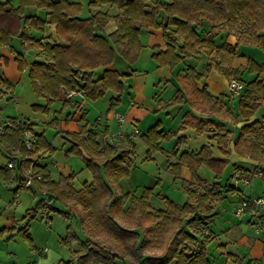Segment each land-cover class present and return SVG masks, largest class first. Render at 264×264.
<instances>
[{"label":"trees","instance_id":"trees-1","mask_svg":"<svg viewBox=\"0 0 264 264\" xmlns=\"http://www.w3.org/2000/svg\"><path fill=\"white\" fill-rule=\"evenodd\" d=\"M18 1V6H14L9 0H0V42L10 44L12 37L18 36L23 48H37L42 54L43 58L32 60L27 69L34 94L45 98V104L40 105L41 107L38 105L40 109L51 105L59 96L60 89L66 93L83 92L91 100L113 90L118 95L110 99L108 109H114L119 104L122 92L127 89L123 79L128 75L117 66V62L123 61L130 70H134L132 64L136 62L141 48L139 33L144 27L162 28V37L167 41L166 48L154 53L152 57L158 65H166L172 69L184 57L209 50L216 59L213 64H207L206 70L215 67L226 78H237L240 73L232 68L236 46L227 43L223 34L226 36L235 33L238 43L245 41L264 49L262 0H158L152 6L148 0H89L90 6L107 4L115 7L117 12L109 14L99 10L87 17L80 15L78 3L69 0ZM29 6L44 10V16L26 12L25 8ZM160 14L162 17L158 21ZM111 19L115 21L116 28L106 35L104 28ZM51 25L54 26V34L45 37L29 34L28 30L41 32ZM205 25H209V29H205ZM174 35L182 39L181 45L176 46ZM218 35L222 37L220 41L216 39ZM43 39L47 41L43 42ZM16 60L18 67L23 70L26 63L22 55L18 54ZM97 70L100 75L95 77ZM244 70L260 74L264 72V63L258 64L249 58ZM199 78L200 74L190 66L185 68L184 75L177 76L184 93L191 96L200 93L211 101L206 89L200 90L194 83V79ZM12 89V84L0 73V98L11 93ZM243 91L251 102L239 103L238 115L247 122L239 128L233 141L234 150L240 156L262 161L264 122L249 119L259 107L260 101L264 100V84L255 78L244 86ZM185 122L197 131L203 130L207 123L212 124L197 119L192 114L186 116ZM220 131L217 141L221 151H224L228 146L229 132ZM22 133L21 126H14L7 127L0 135V152L3 151L8 156L11 148L20 151V156L14 158V166L1 168L3 171H0V176L9 179L16 172L21 183L24 179L21 175L22 167L31 164L35 173L44 175V179L33 178L32 182L37 188L45 190L47 202L80 207L83 237L79 238L71 230L62 243L71 247L75 241H79L81 249L74 250L70 258L60 264H118L119 261L125 264H211L206 246L215 236L208 229V220L212 216V206L209 203L220 201L224 197L222 192L232 190L231 188L216 191L213 185L202 193L188 188L191 201L179 205L164 197L165 209L151 206L148 200L151 190L145 188L123 209L128 194L121 191L119 179L130 174L133 164L131 156L135 148L133 143L128 142L126 149L109 144L100 147L95 134L86 131L85 127L81 128V133L73 134L76 143L68 149V153L80 156L92 176L90 182H84L76 189L71 183L72 175H60L57 180H52L44 166L35 165L28 159L22 164L23 158L32 154L22 144ZM165 136L155 126L141 135L148 147L147 158H150L152 152L161 149L160 140ZM79 146L84 148L88 158ZM39 151H54L43 133L37 134L34 153ZM202 164L211 168L215 172V178H219L226 161L215 159L212 149L203 145L196 153L181 152L178 161L170 163V166L175 177H179L180 168L186 165L191 173L190 182L202 183L197 174ZM195 207L204 217L194 213ZM53 210L68 213L55 208ZM119 219L130 221L133 228L140 227L144 235L141 237L137 230L121 226ZM186 226L191 233L185 230ZM24 228L26 226L19 228L18 232L31 243ZM198 241L196 249L186 244ZM145 247L160 251V254L143 256L142 250ZM125 256L130 257L132 263L124 262ZM226 257L240 264V260L233 254L227 253Z\"/></svg>","mask_w":264,"mask_h":264},{"label":"crops","instance_id":"crops-1","mask_svg":"<svg viewBox=\"0 0 264 264\" xmlns=\"http://www.w3.org/2000/svg\"><path fill=\"white\" fill-rule=\"evenodd\" d=\"M9 1L11 2V0ZM157 1L158 0H148L151 4L150 6L154 5ZM89 8L88 16L99 10L107 11L109 14H115L117 12L115 7L107 4L101 6L89 5ZM37 11L34 10L33 13ZM37 15L41 17L44 16V10H39ZM80 15H82V13H80ZM84 17L87 16L85 15ZM161 17V14L158 15L157 20L160 21ZM209 25L203 27L209 29ZM115 28V21L111 19L104 28V34H109ZM29 32L30 35L38 37L34 35L32 31ZM45 32L46 34L42 33L40 36L45 37L48 34H54V26H47ZM222 37H224L225 41L230 45L236 46V56L232 62V68L239 71V76H246L248 81L257 78V80H260L262 84H264V72L257 74L244 70L247 59L249 58L258 64L264 63V49L245 41L238 43L234 33L227 34L226 36L223 34ZM222 37L218 35L216 39L220 41ZM173 38L176 41V46L181 45V38L175 35ZM139 40L141 48L136 62L132 64L134 70H130L128 65L123 61L117 62V66L121 67L128 75L123 79L127 89L122 92L119 104L114 107V109H108L110 99L118 95V93L113 90H108L101 97L91 100L87 98L83 92L66 93L63 89H60L57 99L46 109H43L44 107L41 108L42 112L45 113V117H42L43 119L35 118L36 120L34 119L33 121L28 118L22 119L19 114H7L2 117L5 119L12 118L26 121L36 134L35 144L37 142V134L43 133L46 141L54 148V151L51 153L41 151L34 153V144V147L28 150L31 151L32 154L30 156H25L22 160V164L24 160L28 159L35 165L44 166L52 180H57L60 175H72L71 183L74 188L79 189L84 182H90L92 176L91 172L87 169L88 172L84 182L79 186H76L74 183V179L77 175L75 174L73 167L74 162L71 160V157L77 154L68 153V149L76 143L75 138L72 136L73 134L81 133V128L85 127L86 131L95 134L96 141L100 147L109 144L119 145L125 148L128 142L133 143L135 148L134 154L131 156L133 164L130 174L119 179L121 191L128 194L123 209H126L131 204V200L134 197H138L145 188L151 190L148 200L151 206L157 209H165L166 203L165 199H163L164 197L171 199L179 205L184 204L186 201H191V197L187 191L188 188L197 193H202L206 188L212 187L213 185L216 191H224L231 188L232 190L222 192L224 197L220 201L209 203V205L212 206V212L210 214L212 216L208 220V229L215 237L206 246L207 257L211 264H216L220 259H223V264H239L226 257L227 253H231L240 260V264H264V240H262L261 235H259L260 237H256L248 232V228H250L253 222L264 221V214L258 212L253 206H248L241 216H237L234 212L236 207H238V202L255 197V195L250 194L247 197H239V201H236L235 198L239 191L252 190L257 179L262 180V183H264V177L254 174V172L259 169H264V160L256 161L248 157L240 156L234 150L233 144L239 128L247 122L238 115L239 103H247L251 102V100L245 97L243 90L240 96L230 97L227 93L230 79L226 78L215 69V67H212L209 71L206 70L207 64H213L216 59L214 53H210L209 50H201L197 54L184 57L172 69L166 65H158L152 57L154 53L166 48L167 41L162 37L161 27L142 28L139 33ZM46 41L47 39H43V42ZM12 49L14 51L11 52V55L2 56L6 64H10L11 62L15 63L17 55H23L20 51H16L14 47H12ZM35 54L37 55L32 60L43 58L37 48L35 49ZM29 64L27 66H29ZM3 66L1 61L0 67L2 68ZM188 66L194 68L196 72L200 74V78L194 79V83L198 89H206L211 97V101H208L207 97L203 94L194 93V95L191 96L181 90V83L178 81L177 76L184 75L185 68ZM94 75L95 77L99 76L100 71H95ZM17 81L18 80H16V82ZM6 95H14L13 90ZM105 97L106 99L103 100ZM39 98L43 100V106L45 104V98ZM176 98L178 101H176ZM98 101L101 102V106L98 109L99 114L94 120L88 119V112H90L91 109H94L93 114L97 112L98 104L96 103ZM214 102L215 104H213ZM35 104L36 107L41 105L39 103ZM55 105L57 107H54ZM15 106L18 107L17 104H15ZM262 108H264V100L260 101L259 107L250 117L249 121L259 119L264 122V114L261 116L259 114ZM118 110L122 111L124 114L122 124H119L114 117V113ZM188 114H192V116L204 122H212V124L207 123L203 130L197 131L195 128L186 124L185 118ZM38 121H40V129L34 126ZM154 126L156 130L161 131L162 134L166 136L160 140L161 149L152 152L150 158H147L146 154L148 147L141 139V135L147 133L148 130ZM219 130H221V133L224 131L229 132L228 146L224 148V151H221V147L217 141ZM81 135L85 136V134ZM203 145H207L212 149V156L215 159H224L226 161L220 177L215 178V172L204 164L200 165L197 170V174L202 179V183L190 182L191 173L186 165L180 168V176L175 177L170 163L177 162L181 152L196 153ZM139 147L145 150V153L141 154L140 158H137V149ZM78 148L83 152L85 157L88 158L84 148L82 146ZM58 151L60 155L62 152L64 154V164L61 169L57 168V164L53 160ZM0 153L5 155L3 151ZM137 161L138 163H136ZM242 163H245V165H242ZM136 164H138L137 167L144 172L146 177L147 174H149L150 179L143 183L138 179L135 184L129 181L133 176L137 178V175H134V166ZM5 166L6 164L1 165L0 171H3L1 168ZM29 166H31V164ZM29 166L22 167V178L25 176V170ZM15 173L12 174L9 179H4L5 186L13 192V201L6 202L7 204L2 205V208H0V230H4L0 232V264H14L12 261L13 259H18V264H21L20 262L29 264V260H33L35 264H49L54 260H57L60 264L64 261L60 251H57V255L55 256L52 254V250L50 251L47 247H43L41 251H38L40 246L35 245L37 241L34 234L31 232L30 222L38 214L37 209L34 211L32 208L38 207H41L42 211L46 210L49 217L54 222V229L49 228L52 233L59 232L62 234V232H64V235H60L58 243L69 249L66 253L68 257L66 260H68L76 249L74 247L79 244V241H75L72 246L69 247L68 245H64L62 240L70 235L71 228L69 225L71 223H69V221L71 220L75 221L76 229L74 228V230L77 231V235L83 237V231L80 226V207L74 205L58 207L57 205L60 204L58 202H47L48 197L45 195V190L37 188L34 182H31L29 185L30 188H21V186H19L21 183ZM36 173L38 177L35 176L34 179H44L43 174L39 172ZM244 177L249 178L247 183L243 182ZM167 180L171 184L169 188L170 191H163V184H165ZM158 188H160V190L157 194L156 191ZM24 190L29 191L27 192L28 195H22V193H20ZM164 192H167L169 195ZM262 195H264V191H262ZM18 197L19 201L15 202L14 199ZM39 200L42 202L39 203ZM33 204L34 206H32ZM61 205L62 204H60V206ZM54 208L68 211V213L58 212L53 210ZM56 212L63 214V221L54 218L58 217ZM194 213L198 214L200 217H204V214L200 213L196 207ZM194 213L192 215H194ZM32 214H35L34 217L29 218ZM65 222L68 223L65 224ZM118 222L123 227L137 230L141 237L144 235L140 227H131L130 221L126 222L128 226L125 221L121 219H119ZM25 226V233L29 235L31 243L21 235V232H18L19 228ZM184 228L191 233V230L187 226ZM36 236L39 240L43 239L39 232ZM21 241L27 242L29 245L28 250ZM46 242L47 237L44 239V243ZM186 244L192 249H196L199 245V241L194 244L186 242ZM142 254L143 256H152L153 254H160V251L145 247L142 250ZM215 254L217 256H215ZM53 257L55 258L53 259ZM130 257L125 256L124 262L132 263ZM25 258L28 259L24 260ZM118 264L125 263L119 261Z\"/></svg>","mask_w":264,"mask_h":264},{"label":"rangeland","instance_id":"rangeland-1","mask_svg":"<svg viewBox=\"0 0 264 264\" xmlns=\"http://www.w3.org/2000/svg\"><path fill=\"white\" fill-rule=\"evenodd\" d=\"M71 1L72 2H76V3H78L80 5V13H82L81 16H83V17L85 15L88 16L89 9H90L89 8V4H88L89 0H71ZM11 3L14 6H18L19 1L18 0H11ZM25 10L28 13H33L34 10L35 11L38 10L37 12H39V10H42V9H36L33 6H29V7H26ZM37 12H36V14H37ZM28 31H32L33 34L37 35V36H40L42 33L46 34L45 30H44V32L41 31L39 33L36 30H33V29L32 30H28ZM12 47H14L16 49V51H20L23 54L22 57H23V59H24V61L26 63V67L24 66L23 70H21L18 67V62H17L16 59H15L16 60L15 63L11 62L10 64H6L5 61H3V57L2 56L11 55V52L14 51L12 49ZM36 55L37 54H35V49L34 50L33 49L28 50V49H25V48H23L21 46L20 39H19L18 36H13L12 39H11L10 44H3V43L0 42V63L2 61V65H4L2 68L0 67V73H2V75L5 78H7L9 80V82L12 84V88H13L12 90L14 92V95H11V96L6 95L5 97L0 98V121L5 119V118H2V117L6 116L7 114H10V115L19 114L22 119H27L28 118L29 120H32V121L35 118L43 119L45 117V113L42 112L40 107H34V106H36L35 103H39V104L42 105L43 104V100L40 99L39 97H37L34 94L33 89L31 87V83H30L29 78H28V72L26 70L27 67H28L27 65L31 62V60L33 58H35ZM234 78H236V77H234ZM237 79L242 81L245 85L249 82L247 80L246 76H244V77H240L239 76V77H237ZM16 80H18V81L16 82ZM227 93H228V90H227ZM229 96L232 97L231 95H229ZM236 97H238V96H236ZM105 99H106V97L103 100H105ZM98 102H100V101H98ZM98 102L96 103V104H98L97 105V112H95V114H93L94 113V109H91L90 112H88L89 113L88 114L89 117H87L88 119H93L94 120L96 118V116L99 114L98 109L101 106V102L100 103H98ZM15 104H17L18 107L15 106ZM54 107H57V106L55 105ZM117 113H119L122 116H124L123 112L120 111V110H118ZM259 114H260V116L262 114H264V108L260 109ZM39 122L40 121H38V122H36V124H34V126L37 129L41 128ZM122 122L123 121H121V124H122ZM144 153H145V150H142L141 147H139L137 149V154H138L137 158L138 157L140 158V155L144 154ZM7 160H8L7 157L5 155L1 154L0 155V166L1 165H5L7 163ZM53 160L56 162L57 168L61 169V167L64 164V154H63V152L60 155V153L58 151L56 156H54ZM71 160H73V162H74L73 163V167H74V170H75V174L77 175L76 178L74 179V183H75L76 186H79L81 183L84 182V179L86 178V175H87V172H88L87 171V167L85 166V163L81 159V157H79L77 155L71 157ZM136 163H138V161ZM243 164L245 165V163H242V165ZM137 165L138 164H136L134 166L135 167L134 175H137V178H136V176H133V177H131L129 179V181L132 184H135L138 181V179L142 183L145 182L146 180L150 179L149 178V174H147V177H146L144 172L140 168H138ZM170 185L171 184L167 180L166 183L163 184V188H162L163 191H170L169 190ZM21 188H23V187L21 186ZM28 190H30V189H28ZM28 190L21 191L20 193H22V195H25V194L28 195V193H27V192H29ZM159 190H160V188L157 189V191H156L157 194H158ZM262 191H264V183H262V180L257 179L255 181V185L252 188V190L239 191V193H237L235 199H236V201H239V197H247L250 194L255 195V197H256V196L262 195ZM164 193L166 194L167 192H164ZM12 196H13V192L11 191V189H9L7 186H5V181L0 176V208H2V205L7 204L6 202H8V201L12 202L13 201V197ZM22 199H23V197H22ZM247 199H249V198H247ZM191 200H192V198H191ZM14 201L15 202L19 201V197L14 199ZM238 203H239L238 204V206H239L241 201L238 202ZM32 206H34V204ZM57 206L58 207H62L63 205L60 206V204H58ZM32 209H34V211L37 209V211H38L37 216H35L34 219L30 222L31 232L34 234V237L36 238V241H37V242H35L36 243L35 245L40 246L38 251H41L43 247H47L50 251L52 250V254L55 255V256L57 255V251H60V254L62 255L64 261H66V259L68 258L66 256V253H67V251H69V249L66 246H62V245H60L58 243V241L60 239V235L61 236L64 235L63 234L64 232H62V234H60L59 232L52 233V231L50 229H54V222L49 217L47 211L46 210L42 211L41 207L40 208L39 207L38 208H32ZM258 212H259V210H258ZM43 215H48V217L51 220V225H47L45 216L43 217ZM56 215L58 216V217H54V218H56V220L59 219L60 221H63V214L62 213L56 212ZM71 221H69V223H71L70 224L71 230H74V228L76 229L75 221L74 220L72 222ZM122 221H125V220L122 219ZM66 223H68V222H65V224ZM125 223H126V221H125ZM127 226H128V224H127ZM38 232H39V234H41V237L43 239H40V240L37 239L36 235H38ZM74 232L77 234V231L74 230ZM248 232L251 233L253 236H256V237H260L259 235H261L262 240H264V234H260V233L257 234L255 232V230H254V227L252 225L250 226V228H248ZM46 237H47V242L44 243V239ZM79 238H81L80 235H79ZM18 240H20V239H18ZM21 242H22V244L24 246H26V248L28 250V246L29 245L27 244V242H25V241H21ZM74 248L81 249V244L79 243ZM215 256H217V255L215 254ZM54 258L55 257H53V259ZM27 259L28 258H25L24 260H27ZM12 261H13L14 264H18L19 263L18 259L17 260L13 259ZM29 262L35 264V262L33 260H31V261L29 260ZM20 263L21 264H27L26 262H20ZM49 264H59V262H57V260L56 261L54 260L53 262H50ZM216 264H223V259L218 260V262Z\"/></svg>","mask_w":264,"mask_h":264},{"label":"built area","instance_id":"built-area-1","mask_svg":"<svg viewBox=\"0 0 264 264\" xmlns=\"http://www.w3.org/2000/svg\"><path fill=\"white\" fill-rule=\"evenodd\" d=\"M245 84L240 81L237 78H230L228 82V94L231 95L232 97L239 96L244 88ZM75 92V91H70ZM80 92V91H79ZM114 117L116 118L117 122L121 124V121H123V116L117 112L114 113ZM14 126H21L23 128V133H22V144L24 147L28 150H31L34 147L35 140H36V134L34 130L31 128V126L26 123L22 119H12V118H6L0 121V134H2L7 127H14ZM136 131V130H135ZM20 152L17 149H11L9 155L7 156V167H13L14 166V158L19 157ZM255 175H258L260 177H264V169H259L258 171L254 172ZM38 175L35 173L32 165L26 168L25 170V176H23V180L21 182L22 187H28L32 179ZM249 181L248 177L243 178V182L247 183ZM248 206H253L255 209L259 210L262 214H264V195L257 196V197H252L249 199L242 200L240 205L236 207L235 209V214L237 216H241L246 208ZM45 216L46 223L47 225H51V220L48 217V215H43ZM252 226L254 227V230L257 234H264V221H255L253 222ZM46 250V248H45ZM29 264H34V263H29Z\"/></svg>","mask_w":264,"mask_h":264}]
</instances>
